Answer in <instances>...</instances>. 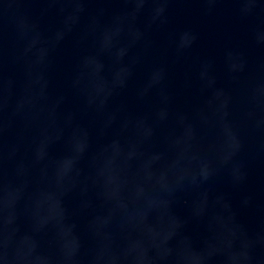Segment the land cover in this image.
Instances as JSON below:
<instances>
[{
    "label": "water",
    "instance_id": "water-1",
    "mask_svg": "<svg viewBox=\"0 0 264 264\" xmlns=\"http://www.w3.org/2000/svg\"><path fill=\"white\" fill-rule=\"evenodd\" d=\"M0 264H264V0H0Z\"/></svg>",
    "mask_w": 264,
    "mask_h": 264
}]
</instances>
